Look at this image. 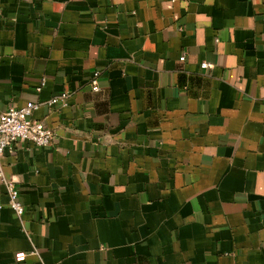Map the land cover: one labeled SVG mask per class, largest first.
<instances>
[{
	"label": "crops",
	"instance_id": "0c3cea01",
	"mask_svg": "<svg viewBox=\"0 0 264 264\" xmlns=\"http://www.w3.org/2000/svg\"><path fill=\"white\" fill-rule=\"evenodd\" d=\"M29 101L0 264H264V0H0V114Z\"/></svg>",
	"mask_w": 264,
	"mask_h": 264
},
{
	"label": "built area",
	"instance_id": "2783aa9c",
	"mask_svg": "<svg viewBox=\"0 0 264 264\" xmlns=\"http://www.w3.org/2000/svg\"><path fill=\"white\" fill-rule=\"evenodd\" d=\"M181 60L184 56L180 57ZM214 64L206 61L200 63L202 69H213ZM99 71L93 72L91 78L92 91L99 90L98 84ZM68 97L67 92H62L58 96H53L47 101V104L51 105L57 101L61 105L66 104ZM39 104L29 101L24 106L16 107L9 105L4 112L0 114V156L6 149L11 150L17 142L30 141L38 147H48L54 140V132L42 121L32 117L33 111L38 108ZM0 182L4 185L6 194L8 197V204L13 212L22 216L24 213V205L20 199L19 188L15 178L8 176L4 173L2 165L0 163ZM37 254V250L32 248L31 250L18 251L14 254V258L17 262L25 260L28 255Z\"/></svg>",
	"mask_w": 264,
	"mask_h": 264
}]
</instances>
